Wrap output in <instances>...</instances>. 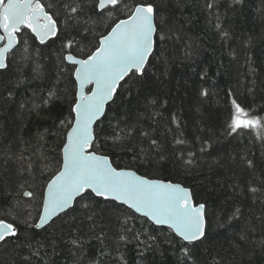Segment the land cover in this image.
<instances>
[{
	"label": "snow or ice",
	"instance_id": "6c2138e0",
	"mask_svg": "<svg viewBox=\"0 0 264 264\" xmlns=\"http://www.w3.org/2000/svg\"><path fill=\"white\" fill-rule=\"evenodd\" d=\"M183 2L53 0L45 5L42 0H0V72L9 68V57L15 56L24 29L39 44L48 45L49 41L61 39L54 17L62 14L65 28H78L76 35L80 37L62 39L54 53L56 59L48 66L40 63L38 51L33 59L27 40L23 41L25 54L21 58L30 61L32 78L43 81V90L19 103L21 113L26 110L29 115L40 117L57 102L67 103L68 112L58 125L63 133H53L63 140L55 158L48 155L47 130H37L29 140L17 136L21 146L16 150L10 140L0 147V213L9 218H0V245L19 241L18 246L27 247L32 256L44 259L49 255L47 249L56 253L59 245L66 244L76 256L73 264H77L84 249L82 235H89L99 242L91 264H127L120 249L133 242L140 258L138 264H149V254L165 244L182 254L179 264H197V252L202 246L215 242L222 235L221 229L227 231L234 223L244 221V212L237 204L223 212L210 207L207 201H198L196 193L184 184L118 169L110 156L99 151L108 139H101V125L105 121L110 124L115 121L113 143L122 146L133 137L136 130L133 125L139 126L141 120V113L133 110L134 104L145 102L143 118L156 115L148 109L158 103L157 99H150L149 91L154 75L150 73L157 67V61L161 75H167L173 62L170 55L179 58L176 54L181 49L184 59H193L198 54V44L187 37L182 26L174 23L173 17L166 15L169 7L174 4L180 8ZM244 4L245 0H230L226 7L235 11ZM204 6L215 17L214 28L220 38L231 39L233 34L222 25L216 0H206ZM101 27L105 30L99 31ZM170 45L173 52L169 55ZM246 62L254 75L247 54ZM206 76V72L201 74V80ZM20 83L13 87H19ZM197 95L206 98L209 91L200 88ZM5 97V103L13 99L11 88L5 87ZM126 105L127 111L122 112ZM109 113L114 115L110 117ZM171 122L178 130L172 143L186 145L179 117L173 115ZM121 123L127 125V130L120 127ZM244 130L264 143V115L233 98L222 134L234 136ZM140 134L150 141L153 159L157 162L165 159L163 145L152 133L140 128ZM205 144L207 141L202 142L201 152L205 151ZM141 152L147 156L144 149ZM173 155L183 162L186 171L196 166L195 153L190 150L185 156L184 151L176 148ZM241 164L249 178L243 181V190L236 192L234 199L242 196L264 206V171L257 175L264 161L258 163L245 155ZM231 187L235 192L240 185ZM258 219L264 228V215ZM20 223L25 225L23 234L19 231ZM255 231L253 224H246L236 234L238 240L232 247L239 249L251 242L264 252V237L251 241ZM37 232L41 240L36 239ZM213 264L231 261L213 258Z\"/></svg>",
	"mask_w": 264,
	"mask_h": 264
},
{
	"label": "trees",
	"instance_id": "16d2710c",
	"mask_svg": "<svg viewBox=\"0 0 264 264\" xmlns=\"http://www.w3.org/2000/svg\"><path fill=\"white\" fill-rule=\"evenodd\" d=\"M42 3L47 5L53 3V0H42ZM205 3L206 0H184L180 8L173 4L166 10V15L173 17L174 23L182 26L187 37L198 44V54L193 59H184V50L181 49L176 54L179 58H175L170 55L173 52V46L170 45L168 54L173 62L168 66V74L161 75L159 61L150 73H154L149 85L150 99H157L158 103L154 108H149L148 112H155L156 115L151 119L143 118L145 102L141 100L139 104H134L133 110L141 113V120L139 126L133 125L136 128L133 137L126 139L122 146L113 143L115 121L111 124L105 121L101 125V139H108L99 151L110 156L113 166L118 169H129L149 178L184 184L196 193L198 201H207L210 207L223 212L229 211L234 204L242 208L244 221L234 223L227 231L221 229L222 235L215 242L202 246L197 252V264H213V258H225L231 264H264V252L251 242L239 249L232 247L238 240L236 234L248 223L253 224L256 229L251 234V241H259L264 237V228L258 219L264 215V206L242 196L234 199L235 193L243 190V181L249 178V173L242 170L241 158L247 155L258 163L264 161V143L248 130L234 136L222 134L233 98L243 106L251 107L254 112L264 115V0H245L242 8L235 11L226 7L230 0H216L218 12L222 15L221 23L233 34L227 41L222 40L215 30V17L206 9ZM54 19L58 21L61 39L41 45L24 29L20 34L21 43L14 50L15 56L9 57V68L0 72V147L4 146L6 140H10L13 142V150H16L21 146L17 136L29 140L37 130H47L50 135L46 147L50 158L58 155L63 144L62 136L53 133L64 131L58 125L67 115V103L50 105L40 117L29 115L26 110L22 114L19 103L30 100L33 93L43 90V81L32 78L34 73L31 72L30 61L21 58L25 54L23 41L27 40L32 58H36L38 51L40 63L48 66L56 59L54 53L60 48L62 39L71 38L79 32L78 28H65L62 14ZM104 30L103 27L99 29ZM76 39L79 40L80 37L76 35ZM72 51L75 52V49ZM246 54L250 57L251 67L255 69L254 75L249 71ZM204 72L207 76L201 80ZM18 81L21 82L20 86L13 87ZM5 87L14 92L13 99L7 103ZM200 88L207 89L209 96H198ZM229 92L233 95L229 96ZM121 111L126 112L127 105ZM109 115L111 117L114 113ZM173 115L179 117L182 138L188 142L186 145L172 143L174 134H178L176 125L171 122ZM120 127L127 130V125L123 123ZM140 128L151 132L163 145L165 159L158 162L153 159L155 153L150 150V141L141 136ZM204 141L207 144L204 145L205 151L201 152ZM176 148L184 151L185 156L189 150L195 153L196 166L190 172L186 171L182 161L174 157L173 150ZM141 149L147 153L146 157ZM262 171L264 164L258 167L257 175ZM232 184H239L240 187L234 192ZM0 218L9 219L3 213H0ZM19 231L24 233L23 223L19 224ZM84 233H87L86 228ZM36 239H42L39 232ZM82 239L84 249L79 254L77 264H91L92 258L97 256L99 242L94 237L89 238V235H82ZM19 243L10 241L7 245H0V264H45V260L48 264H73L76 259L68 251L66 244L59 245L56 253L51 248L47 249L49 255L40 259L32 256L27 247L18 246ZM178 247L179 245L177 249ZM44 251L41 250V256H44ZM120 251L125 254L127 264H138L140 258L135 242L123 246ZM180 259L182 254L166 244L156 253L149 254V264H179Z\"/></svg>",
	"mask_w": 264,
	"mask_h": 264
},
{
	"label": "water",
	"instance_id": "95a60500",
	"mask_svg": "<svg viewBox=\"0 0 264 264\" xmlns=\"http://www.w3.org/2000/svg\"><path fill=\"white\" fill-rule=\"evenodd\" d=\"M138 174V173H137Z\"/></svg>",
	"mask_w": 264,
	"mask_h": 264
}]
</instances>
